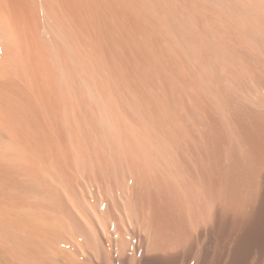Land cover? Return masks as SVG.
Returning <instances> with one entry per match:
<instances>
[{
	"label": "rangeland",
	"instance_id": "374dc122",
	"mask_svg": "<svg viewBox=\"0 0 264 264\" xmlns=\"http://www.w3.org/2000/svg\"><path fill=\"white\" fill-rule=\"evenodd\" d=\"M69 2L58 0L55 4L63 14L65 8L61 6ZM75 2L72 5L78 4L76 10L82 12V26L91 31V38L99 44L97 54L102 49L100 60L93 61L84 54L82 43L77 50L74 48L75 53L68 50L79 66L80 83L76 96L66 95L67 112L62 111L65 116L60 130L67 139L63 161L52 157L43 162L26 148L0 136V264H138V260L143 264H173L172 259L174 264H201L206 250L210 252L208 257L213 254L209 250L214 248L209 241L213 237H204L201 224L193 227L196 217L192 218L193 224H186L187 212H183L181 200L187 189L191 190L192 194L187 195H192V201L199 203V196L204 195L209 218L206 227H210L214 193L205 185L212 178L208 166L216 161L229 168L228 172L221 166L226 169L222 188L228 190V198L233 192L229 190L234 180L235 145L244 137L245 129L258 125L264 128V0ZM83 6L89 12L86 16ZM47 21L55 28L50 18ZM104 25L116 31V36L110 33L116 37L114 41ZM42 34L41 40L48 41V46L43 44L49 47L53 32ZM65 37L62 36L64 42ZM103 39L110 42L123 61L109 55L108 43ZM4 42H0V67L5 61L4 57L1 62ZM12 54H5L6 67ZM14 65L11 63L8 68ZM5 66L2 71L8 70ZM91 89L93 92H89ZM256 122L261 124L255 125ZM172 188L178 190L172 192ZM224 189L220 202L224 214L222 264H264V231L253 240L254 244L248 245L246 263L244 258V262L237 259L231 226L233 199L226 201ZM175 195L181 197L179 204L174 203ZM163 217H170L174 224ZM168 238L196 239L193 253L181 255L177 262L173 250H154L158 239Z\"/></svg>",
	"mask_w": 264,
	"mask_h": 264
},
{
	"label": "bare ground",
	"instance_id": "6f19581e",
	"mask_svg": "<svg viewBox=\"0 0 264 264\" xmlns=\"http://www.w3.org/2000/svg\"><path fill=\"white\" fill-rule=\"evenodd\" d=\"M75 1L76 0H73V1L70 0L71 3L69 2L68 4H64L65 7L61 6V7L65 8V10L62 9V11L64 10V12L62 14L59 11L57 5L55 4V2H58V0H56V1L55 0H0V42L6 41L8 43V47L6 45V42H4L3 44H5V46H6L4 49L6 50V52L10 51L11 53L14 54V55L12 54L13 55V57H11L12 60L10 59V61H9V58H8V61L10 62L9 66H11V63L14 65V63H13L14 61L16 62L14 67H12L11 69L8 68L9 66L6 67L5 61H7L6 59L8 56H10V54L8 55V53H7L8 56L5 55L6 52H5V50H3L4 51V52H2L3 53V55H2L3 59L1 58L2 59L1 62L4 61V57H5V61H4L3 67L2 66L1 67L3 69L5 66V68L6 69L8 68V70L4 69L5 71L4 70L2 71V69L0 67V72L2 73V74H0V136L7 137L16 146H22V147L26 148L31 155L33 154L37 159H40L43 162H48L52 157L60 158V159H62L61 161H63L65 159L64 157L67 155L66 154L64 156V147L66 145L67 139H65L66 137L64 138L65 134H63V132L61 131L63 129L62 128L63 125L61 124V122L64 124L63 117L65 116L62 111H64L68 106L67 102L65 101L66 95L68 93H72L74 96H76V94L79 93V92H77L78 91L77 90L78 82H79L78 77H77V68L79 66L78 67L76 66L75 62L73 61V56H70V53L68 50L71 49V51H73L74 48L77 50V47H80V43H82L83 48L80 47V49L82 50V52L84 54H87L89 56V58L92 59L93 61L98 60V57L101 56L100 53L102 51V49L100 48L98 50V54H97L96 47L99 46V44L98 43L96 44V42L91 38V36H92L91 31L88 28H85L82 26V24H81V21L83 22L82 12L79 8H78L79 11L76 10V7L78 4L76 5V7L74 5H72V2L76 3ZM42 13L45 16L44 19L42 17ZM88 13H89L88 10H86L85 7L83 6V15L86 16ZM47 18H50L53 21V23L55 24V28L51 25L52 23L47 21ZM120 18H121V16H120ZM59 28H60V30H61L60 32L62 34L58 31ZM104 29H105V32L108 35V37L113 39L112 41H114L116 39V37H115L116 31L114 29L106 26V25H104ZM137 31L139 33L142 32V30L138 27H137ZM52 32H53V34H52L51 38H50V36H48L51 39V44H49L50 45L49 47H46L45 45H47L46 43L48 41L44 42L45 39L41 40V37L43 35L42 33H44L45 35L47 33V35H48V33H52ZM110 33H111V36H113L114 34H115V36L112 38L110 36ZM62 36H63V38L66 36L65 39H67V40L65 42L62 40ZM10 39H12L11 43H10ZM50 39H49V41H50ZM103 41H107V43H108L107 46H108V50L110 52L109 55L112 56L111 55V53H112L115 56H117L119 59V56H120L119 53L117 52V50L114 47L111 46L110 42L106 39H103ZM43 43H45V45ZM121 43L123 44L122 39H121ZM2 47H4V46H2ZM80 49H79V51H80ZM73 52L75 53V50ZM14 58H16V59L13 60ZM105 58L107 59V57H105ZM99 60H100V58H99ZM99 60H98V62H99ZM108 60H106V61H108L110 63L109 58H108ZM121 60L122 59L120 57L119 61L121 62ZM97 64L99 65V63H97ZM102 64H104L103 60H102ZM6 65H8V64H6ZM81 66L83 69L84 68L83 64ZM104 67H102V68H104ZM107 69H110V68H107ZM110 70H112V69H110ZM110 70H108V71L110 72ZM101 71L102 70L100 67V72ZM98 72L99 71H97V73ZM100 72H99V74H100ZM101 75H98V76H101ZM83 76L84 75H82V77ZM103 76H105V75H103ZM85 78H86V76H85ZM100 78L103 79L102 77H100ZM63 79H64V82H63ZM104 79H105V77H104ZM65 82H66V85H65ZM102 82L105 83L104 81H102ZM106 82H107V79H106ZM103 86H104L103 88H105V90L104 89L103 90L106 91L107 85H106V87H105V84ZM81 92H82V90H81ZM89 92H93V90L91 89V91H89ZM100 92H102V91H100ZM102 94H103V92H102ZM99 95H101V94L99 93ZM83 98H81V99H83ZM102 98H103V96H102ZM80 105H81V103H80ZM64 112H67V110H65ZM68 122H69V120H68ZM258 123L259 122H256L254 124L256 125ZM68 124L70 125L71 122ZM259 124H261V123H259ZM61 125H62V127H61ZM243 135H244L243 138H239L240 141H238V144L236 142L237 145H235L236 148L234 149L235 155L233 156L234 157L233 161L235 163H234V167L232 169L234 180L232 181L233 187L232 188L230 187V190H229V191H231V189L233 190V192H232L233 194L229 193V195L231 194L230 196H232L233 198L228 196V198L233 199L232 202L230 201V203H233L232 204L233 205V213H232L233 219H232V225L231 226L233 229L234 239H235V243H236V245L235 244L234 245H235V247L237 246V248H235V249H236V252L238 250V253H239L236 256L239 255L237 259H239V260L241 259L240 260L241 262H244L243 260L246 259L244 257H245V252L247 251L248 245L250 247L251 243H253V240L259 238L257 236H260L259 234H261L264 231V128H262L259 125L254 127V128L251 127V129L250 128L245 129ZM66 147H68V145ZM212 147H214V146H212ZM207 150H209L211 152V150H213V149L211 148V150H210L208 148ZM215 151H213V152H215ZM219 152H220V150H219ZM219 152H218V155H219ZM29 153H27V154H29ZM20 154L21 153H19V155ZM212 154H214V153H212ZM0 156H1V154H0ZM20 156H23V155H20ZM215 156H216V154H215ZM28 157H30V155L29 156L27 155V158ZM66 159H70V157L69 158L66 157ZM221 159L222 158H220L218 160L220 161ZM53 161H51V162H53ZM61 161H58V162L60 163ZM0 162H1V160H0ZM9 162L10 161H8V164H9ZM65 162H67V160ZM65 162L63 164H66ZM4 163H6V162H4ZM4 163L2 164V166L4 165ZM11 163L12 162H10V164ZM212 163L213 162L211 159L210 164H212ZM214 163H213V166H211V167L208 166V168L212 169V170L210 169L212 171L211 172L212 175H210V173L208 174L212 177L211 180H209L210 177L208 176L209 177L208 178L206 176L207 174L205 172V174H206L205 178H207L210 181V184H209L208 180H206V179L204 180V182L208 181V184L204 183L207 186V189L209 186V189L212 188V191L214 193L213 212L211 214V225H210V227H208V228L206 227L207 223L209 225V220H208L209 218L206 215L208 213H205L207 211V209H206V207H204V202H205L206 197H204V195L203 196L201 195L202 197L199 196L200 198H199V203H198L197 200H196L197 202L190 200V199H193L192 195H191V198L188 197L191 193V190H190V192L187 191L188 189L185 190L187 192V194L189 193V195H187V194H186L187 196L185 195L186 198L183 194H180V192L182 190L179 192V194L181 196H184V198H185V199L183 198L181 200L183 203V206H184V209H183V207L181 205V207H182L181 209H183V212L186 210L185 211V212H187L186 217H188V218H185V220L186 219L189 220V221L186 220L188 223H186V222H184V223H186L187 225L190 226L191 225L190 223H192V221L194 220L192 218L196 217V220L193 221V223H195V225L193 227H195L196 225H197V227H199V225L201 224V226L199 228L203 232L202 234H205L204 237L205 236L207 237L209 235L213 237V239L209 240V241H212L214 243V245L212 244V247H211V248L214 247L213 250L209 249V250L213 251V254L211 252V256H209V257H211V260L208 257V253H210V252L208 250H206V252H204V257H203V260L201 261V264H208V262H209L208 259L211 261V263L209 262V264H222V260H223L222 259L223 254L221 255V249H222L221 246H223L224 244L223 245L221 244V240H222L221 236H222V233L224 230V214H223V209H222L220 202L222 201L221 195L223 193L222 190L224 189V188H222L224 185L223 180H222V177L224 174L223 170H226L227 166L226 167L223 166V164H224L223 162L221 165L219 162L218 163L216 162L215 165H214ZM8 164H6V165L8 166ZM12 164L10 166H12ZM205 164H207V163H205ZM10 166H8V167H10ZM22 166H24V168H25V165H23V162H22ZM221 166H222V168L224 167L226 169L222 170ZM58 168H56V169H58ZM205 168L207 169V167H205ZM5 169H7V168H5ZM65 169H66V167H65ZM7 170H9V169H7ZM25 170H27V169L25 168ZM208 170H206V171H208ZM210 170H209V172H210ZM204 171H205V169H204ZM18 172H19V169H18ZM228 172H229V170H228ZM13 173H15V171ZM36 173H38V172H36ZM9 174L12 175L11 173H9ZM9 174H7V176ZM63 174L64 173H62L61 176ZM229 175H231V174H229ZM61 176H58V177H61ZM227 177L225 179H227ZM63 178H62V181L64 182L65 179H63ZM152 181H154V180H152ZM163 181H161V182H163ZM5 183H6V181H5ZM9 183H10V181H9ZM171 183H172V181H171ZM195 183H196V181H195ZM227 183H229V182L227 181ZM227 183H225V184L227 185ZM159 184L160 183H158V185ZM162 184L163 183H161V185ZM164 184H166V183H164ZM175 184H177V183L175 182ZM168 185L170 186V183H168ZM172 185H173V183H172ZM200 185L203 186L202 183ZM232 185H230V186H232ZM160 186H159V188L158 187L157 188L160 189ZM173 186H175V185H173ZM191 186H193V184ZM153 187H156V186H153ZM185 187H181V189H183V188L185 189ZM178 188H180V187H178ZM192 188L196 189L194 186ZM202 188H204V187H202ZM226 188H228V187H226ZM155 189L156 188H154V190ZM161 189H160V191H161ZM166 189H164V190H166ZM168 189H169V187H168ZM174 189L172 188L170 190L172 192H174L175 190H178L177 188L175 190ZM205 189H206V187L204 188V190ZM167 190L163 191V192H166V194H167ZM225 190L226 189H224V192H225ZM160 191H159V193H160ZM193 191H195V190H193ZM226 191H228V190H226ZM176 192H178V191H176ZM199 193H201V192H199ZM225 194L228 195V193L225 192L224 193L225 197H226ZM167 195L169 196V194H167ZM170 196L172 199V195H170ZM193 197H195V196H193ZM175 198H177V196ZM228 198L226 199V201L229 200ZM163 199H165V198L163 197ZM180 199H181V197H180ZM180 199L178 196V198L176 199L177 202H178V200L180 201ZM210 199H211V196H210ZM167 200H168V198L166 199V201ZM194 200H195V198H194ZM159 202H158V204H159ZM171 202H173V201H171ZM177 202H174V203L179 204V202L178 203ZM192 202H194V203H192ZM196 203H198L197 205L198 206L200 205V206L199 207L197 206V210H195V212H194L193 210L196 209ZM165 204L166 203H164V205ZM167 204L169 205L168 201H167ZM175 204H174V206H175ZM193 204H195V208L193 207L194 206ZM205 204H207V203L205 202ZM163 206H162V208H164ZM170 208L172 209V206ZM158 209L159 208H157V210ZM168 210H170V209H168ZM155 211H156V209H155ZM164 213H166V212H164ZM192 213H195V215ZM156 214H157V212H156ZM167 214H169V213H167ZM175 214H177V212H175ZM163 215H161V216H163ZM171 215H172V213H171ZM165 216H167V215H165ZM173 216L175 219L176 215H173ZM164 217H163V219H164ZM170 217L172 219V216H170ZM170 217L165 218V219L168 220ZM178 219L180 220V218H178ZM176 221H177V219H176ZM170 222H171V220H170ZM167 223H168V221H167ZM171 223L174 224V222H171ZM170 224H166V225H169V227H174V226H171ZM175 224H177V223L175 222ZM202 224L205 225V226L203 225L205 227V230H204V227H202ZM177 226H179V225H177ZM177 226L175 228H178ZM193 227L191 226V228H193ZM182 228H183V226H182ZM194 229L196 230V228H194ZM171 230H169V231L171 232ZM191 231L193 232L192 229H191ZM182 232H184V231H182ZM197 232H198V230H197ZM186 233L187 232H185V234ZM195 233H196V231H195ZM174 234H175V232H174ZM185 234H181V235H185ZM202 234H201V236H202ZM231 234L232 233H230L228 235L230 236ZM172 235H173V233H172ZM186 235H188V234H186ZM196 235H197V233H196ZM173 236H175V235H173ZM173 236H172V238H173ZM178 236H179V234H178ZM169 237H170V234H169ZM185 237L186 236H184V238ZM187 238H188V236H187ZM204 239H206V238H204ZM204 239H203V241H204ZM195 240L196 239H175V238L174 239L168 238V239H161V240L158 239L157 240L158 242L156 241L158 246L156 244L157 247L154 250L159 249L160 251L165 252V253H170L171 250H173L172 251V252H174L173 257L175 258V261H177L178 258H181L180 257L181 255L185 256V255H188L190 252L193 253L192 251L194 248ZM197 240H198V238H197ZM196 243H197V241H196ZM198 245H199V243H198ZM200 246H202V245H200ZM262 247H264V246H262ZM223 249H224V247H223ZM150 250H152V249H150ZM236 252L234 254H236ZM224 253H226V252H224ZM196 254H197V252H196ZM234 254H232V255L235 256ZM202 256H203V254H202ZM196 257H197V255H196ZM246 257L248 259V256H246ZM194 258H195V256H194ZM242 258H244V259L242 260ZM234 259H235V257H234ZM173 260L174 259H172V262L174 264ZM187 260H188V258H187ZM162 261H164V260H162ZM166 262H167V260H166ZM177 262H179V261H177ZM238 262L239 261H237L236 263H238ZM245 263H246V260H245ZM138 264H143V263L140 260H138Z\"/></svg>",
	"mask_w": 264,
	"mask_h": 264
}]
</instances>
